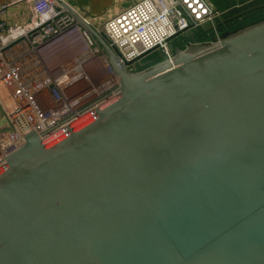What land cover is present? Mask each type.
Segmentation results:
<instances>
[{"label": "water", "instance_id": "1", "mask_svg": "<svg viewBox=\"0 0 264 264\" xmlns=\"http://www.w3.org/2000/svg\"><path fill=\"white\" fill-rule=\"evenodd\" d=\"M0 170V264H264V16L134 72Z\"/></svg>", "mask_w": 264, "mask_h": 264}, {"label": "built area", "instance_id": "2", "mask_svg": "<svg viewBox=\"0 0 264 264\" xmlns=\"http://www.w3.org/2000/svg\"><path fill=\"white\" fill-rule=\"evenodd\" d=\"M25 1V25L0 20V107L10 127L0 132V170L27 133L48 140L119 95L113 68L82 22L137 72L149 55L170 58L172 39L219 13L209 0H140L99 22L63 0ZM12 4L0 5V16Z\"/></svg>", "mask_w": 264, "mask_h": 264}, {"label": "crops", "instance_id": "3", "mask_svg": "<svg viewBox=\"0 0 264 264\" xmlns=\"http://www.w3.org/2000/svg\"><path fill=\"white\" fill-rule=\"evenodd\" d=\"M86 15L99 18V22L111 14L118 13L140 0H63ZM219 13L232 18L253 21L264 16V0H209ZM13 3L8 7L0 20L8 26L25 25L29 19V3L25 0H0V5ZM227 18V17H226ZM233 27L232 29H234ZM8 120L0 107V132L9 130Z\"/></svg>", "mask_w": 264, "mask_h": 264}, {"label": "rangeland", "instance_id": "4", "mask_svg": "<svg viewBox=\"0 0 264 264\" xmlns=\"http://www.w3.org/2000/svg\"><path fill=\"white\" fill-rule=\"evenodd\" d=\"M227 17V18H226ZM251 18L241 19V18H232L230 13L228 16L218 13L213 22L211 24H207L201 26L199 28H195L186 33L179 34L176 38L172 39L169 42V48L172 52V49L175 47L184 48L187 43L190 42L189 36L196 37L200 42H213L215 41L221 34H223L226 30H231L233 27L244 25L250 22ZM158 54H152L145 57L144 60V68L150 63H156L159 60H156Z\"/></svg>", "mask_w": 264, "mask_h": 264}, {"label": "flooded vegetation", "instance_id": "5", "mask_svg": "<svg viewBox=\"0 0 264 264\" xmlns=\"http://www.w3.org/2000/svg\"><path fill=\"white\" fill-rule=\"evenodd\" d=\"M238 27V26H237Z\"/></svg>", "mask_w": 264, "mask_h": 264}]
</instances>
